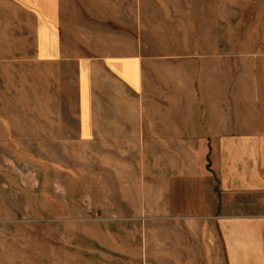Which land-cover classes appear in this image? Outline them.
Returning a JSON list of instances; mask_svg holds the SVG:
<instances>
[{"label":"crops","instance_id":"obj_1","mask_svg":"<svg viewBox=\"0 0 264 264\" xmlns=\"http://www.w3.org/2000/svg\"><path fill=\"white\" fill-rule=\"evenodd\" d=\"M218 1L201 0L195 23L194 0H0V73H24L29 98L24 129L8 134L41 144L57 168L46 174L95 164L90 174L133 192L124 218H155V238L162 222H185L218 262L264 264V86L247 40L227 56L226 40L205 37L219 29ZM227 57L248 64L233 87ZM136 247L124 264H139Z\"/></svg>","mask_w":264,"mask_h":264},{"label":"rangeland","instance_id":"obj_2","mask_svg":"<svg viewBox=\"0 0 264 264\" xmlns=\"http://www.w3.org/2000/svg\"><path fill=\"white\" fill-rule=\"evenodd\" d=\"M194 1L195 23L201 22V0ZM204 1L212 4L214 0ZM225 3L226 8L218 12V31L205 32V37L226 40L227 56L239 54L236 42L245 44L242 42L247 40L251 46L243 45L241 51L255 54L252 70L259 85L264 86V0H225ZM212 11L216 15L217 9ZM195 28L199 30L200 25L195 24ZM198 35H201L199 31L195 32V37ZM228 58L224 64L226 85L233 87L241 66L245 71L248 64ZM0 74L5 75L0 77V264H124L132 258L129 248L133 246L136 254L138 245L141 258L137 254L134 263L222 264L212 252L205 255L198 235L185 222L179 225L162 222L161 227L158 225V230H162L159 240L154 235L152 211H147L149 218H124L128 212L123 213L120 206L122 195L133 192L112 189L121 185L104 174H90V165H95L90 161L78 163L82 175L68 174L73 165L62 166L65 173L46 174V168H57L47 167L55 160L47 158L41 144L31 150L27 148L25 132H13L18 133L15 139L8 134L9 125L20 123L24 129L27 120L29 98L25 74L19 73L22 78L18 75L13 78L6 72ZM33 81L36 92V84L40 83L41 88V81ZM41 100V95L34 94L30 119L36 115L33 107ZM62 161L72 163L65 158ZM169 231L183 234L176 237ZM189 233L196 244L187 241ZM178 237L182 243L180 249L174 245ZM155 252L161 253V258L155 259ZM177 253L181 260L176 258Z\"/></svg>","mask_w":264,"mask_h":264}]
</instances>
